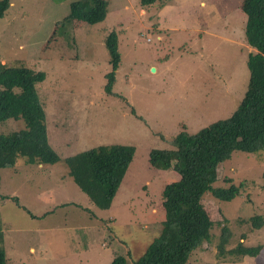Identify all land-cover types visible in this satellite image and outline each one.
Returning <instances> with one entry per match:
<instances>
[{
	"label": "rangeland",
	"instance_id": "374dc122",
	"mask_svg": "<svg viewBox=\"0 0 264 264\" xmlns=\"http://www.w3.org/2000/svg\"><path fill=\"white\" fill-rule=\"evenodd\" d=\"M79 0H11L0 19V65L44 74L36 85L47 140L60 161L26 163L0 170V249L7 264H109L122 255L133 264L161 232L162 191L176 182L172 170L149 163L152 150L185 129L195 134L228 118L243 98L247 55L242 0H104L103 22L69 17ZM117 36L120 63L114 83L105 39ZM152 69L154 71L152 72ZM108 90V91H107ZM24 128L0 123V134ZM134 148L125 177L107 210H98L68 175L64 160L98 146ZM213 187L239 195L231 201L202 198L213 226L211 239L186 264H264V152L232 153L219 165ZM11 198H16L15 203ZM224 226H221L223 225ZM243 239L260 247L257 257L220 253Z\"/></svg>",
	"mask_w": 264,
	"mask_h": 264
},
{
	"label": "trees",
	"instance_id": "16d2710c",
	"mask_svg": "<svg viewBox=\"0 0 264 264\" xmlns=\"http://www.w3.org/2000/svg\"><path fill=\"white\" fill-rule=\"evenodd\" d=\"M160 1L163 0H140L141 10ZM10 2L0 0V19ZM241 11L245 16V41L251 49L246 60L249 78L245 94L228 118L213 122L195 134L183 129L171 140L164 139L170 149L150 152V165L176 172L178 180L162 191L164 220L160 234L133 264H186L190 255L211 239L213 222L202 206L203 196L210 194L218 201L228 202L242 189V184L236 186L230 179H226L228 188L213 187L219 165L234 152L250 155L264 152V0H242ZM106 15L104 0H79L69 6V17L88 25L103 22ZM105 47L112 70L107 76L108 89L114 83V71L121 60L115 32L108 34ZM44 77L43 73L27 68L0 65V123L10 119L24 123L19 131L0 134V170L14 168L20 157L26 163L39 165L60 161L48 143L44 111L36 93V85ZM133 155L134 148L129 146H98L73 155L64 163L74 184L93 206L107 210ZM11 200L17 203L16 198ZM252 223L254 229L264 226L259 216ZM227 239V228L223 227L218 246L222 254L255 258L260 253V247H244L242 243L224 251ZM0 264H7L2 249ZM109 264H126V259L116 254Z\"/></svg>",
	"mask_w": 264,
	"mask_h": 264
},
{
	"label": "clouds",
	"instance_id": "9594fccd",
	"mask_svg": "<svg viewBox=\"0 0 264 264\" xmlns=\"http://www.w3.org/2000/svg\"><path fill=\"white\" fill-rule=\"evenodd\" d=\"M243 242V239H241V242L240 243H242Z\"/></svg>",
	"mask_w": 264,
	"mask_h": 264
},
{
	"label": "water",
	"instance_id": "95a60500",
	"mask_svg": "<svg viewBox=\"0 0 264 264\" xmlns=\"http://www.w3.org/2000/svg\"><path fill=\"white\" fill-rule=\"evenodd\" d=\"M154 71V69H152V72Z\"/></svg>",
	"mask_w": 264,
	"mask_h": 264
},
{
	"label": "crops",
	"instance_id": "0c3cea01",
	"mask_svg": "<svg viewBox=\"0 0 264 264\" xmlns=\"http://www.w3.org/2000/svg\"><path fill=\"white\" fill-rule=\"evenodd\" d=\"M18 160H19V159H18ZM18 160H17V161H18Z\"/></svg>",
	"mask_w": 264,
	"mask_h": 264
}]
</instances>
